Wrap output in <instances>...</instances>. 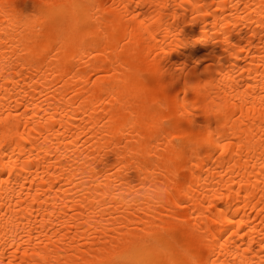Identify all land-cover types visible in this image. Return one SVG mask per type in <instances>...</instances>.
<instances>
[{
  "label": "bare ground",
  "instance_id": "obj_1",
  "mask_svg": "<svg viewBox=\"0 0 264 264\" xmlns=\"http://www.w3.org/2000/svg\"><path fill=\"white\" fill-rule=\"evenodd\" d=\"M152 238L264 264V0H0V264Z\"/></svg>",
  "mask_w": 264,
  "mask_h": 264
},
{
  "label": "clouds",
  "instance_id": "obj_2",
  "mask_svg": "<svg viewBox=\"0 0 264 264\" xmlns=\"http://www.w3.org/2000/svg\"><path fill=\"white\" fill-rule=\"evenodd\" d=\"M187 247L179 240H160L152 238L134 246L121 256L113 264H168L169 253L176 256V264H183V252ZM152 252L158 253L153 256Z\"/></svg>",
  "mask_w": 264,
  "mask_h": 264
}]
</instances>
